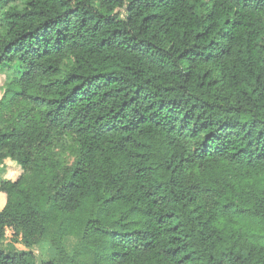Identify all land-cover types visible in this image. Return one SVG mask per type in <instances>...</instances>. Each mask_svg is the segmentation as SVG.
I'll return each mask as SVG.
<instances>
[{
    "label": "trees",
    "instance_id": "1",
    "mask_svg": "<svg viewBox=\"0 0 264 264\" xmlns=\"http://www.w3.org/2000/svg\"><path fill=\"white\" fill-rule=\"evenodd\" d=\"M13 2L0 264H264V0Z\"/></svg>",
    "mask_w": 264,
    "mask_h": 264
},
{
    "label": "rangeland",
    "instance_id": "2",
    "mask_svg": "<svg viewBox=\"0 0 264 264\" xmlns=\"http://www.w3.org/2000/svg\"><path fill=\"white\" fill-rule=\"evenodd\" d=\"M23 3L24 0H15V2H13V4L18 6H22ZM3 29L2 23L0 22V32H2ZM17 76H19V72L16 68V65H12L8 68H0V98L3 95L7 83ZM62 157L67 164H71L74 159V157L68 151H66ZM21 173L22 169L17 161L9 160L4 163L0 162V183ZM11 236L12 230L7 229L5 232V237L1 243V246L5 251L23 252L31 250L34 254L36 263L48 261L54 257V249L49 242L42 241L29 249L24 247V245L21 243H13L11 241ZM76 242L77 240L74 237L65 238L64 247L68 253H72Z\"/></svg>",
    "mask_w": 264,
    "mask_h": 264
}]
</instances>
